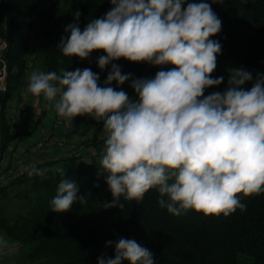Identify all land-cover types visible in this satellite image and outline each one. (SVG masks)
<instances>
[{"label":"trees","instance_id":"obj_1","mask_svg":"<svg viewBox=\"0 0 264 264\" xmlns=\"http://www.w3.org/2000/svg\"><path fill=\"white\" fill-rule=\"evenodd\" d=\"M0 35L1 141L36 50L43 85L77 70L79 127L90 114H127L114 100L145 83L180 94L165 123L146 117L145 147L130 133L100 146L98 128L0 189L31 181L26 211L0 212L22 264H264V0H0ZM84 91L88 111L76 99ZM200 121L208 134L188 137Z\"/></svg>","mask_w":264,"mask_h":264},{"label":"rangeland","instance_id":"obj_2","mask_svg":"<svg viewBox=\"0 0 264 264\" xmlns=\"http://www.w3.org/2000/svg\"><path fill=\"white\" fill-rule=\"evenodd\" d=\"M71 1V0H70ZM81 0H76L79 3ZM32 67L30 69V78L33 77V80L29 82L26 80L25 88H36L38 85L44 81V72H41L42 66V56L38 50L35 51L33 54ZM29 71V70H28ZM27 71V73H28ZM77 75V70H72L65 78H62L60 81H55L51 83L53 88L55 89L54 94L55 97L51 96L48 100V103H41L40 106L34 105L29 108V122L34 125L36 123V128L33 132V136H38L42 131L49 128L54 115H55V98L58 99L59 96L61 97H68L69 93L72 89L74 79ZM29 78V79H30ZM56 86V87H55ZM189 91L184 89L182 92ZM14 96V95H13ZM78 97L77 102L80 103L81 107L88 111V106L90 104L89 98L87 96V91H84L82 94L77 95ZM180 94L174 97H170L168 93L161 87L156 84L152 83H145L142 85L135 93L130 95L125 99H116L114 100V105L123 109L128 114H124L119 110H116L108 120L105 122L107 118L106 112H102L98 115L95 119L93 114L86 116L84 118L85 125L78 128L79 135L74 138V144L71 143L70 145H77L81 143L83 140L89 139L93 136L95 129L102 128L100 132L101 140L99 141L100 146H106L108 140L112 136L122 135L130 133L134 136L137 143L145 147V122L146 117L153 113L157 116L159 122L161 124L165 123V121L170 117L171 113L176 109L178 105V97ZM71 98V97H70ZM12 100L9 101L8 105L4 108V118L11 114L12 109L9 108V104H11ZM73 105L72 98L70 100V109ZM46 106L45 108V115L41 118V112L39 107ZM71 114V113H70ZM41 118V119H39ZM95 119V121H94ZM72 120V118H71ZM94 121V122H93ZM77 125V123H72L73 125ZM211 124L205 121L198 122L193 132L188 137H196L202 138L206 136L210 130ZM0 141H1V131H0ZM68 143V142H67ZM25 141H22L21 145H26ZM68 146V144L66 145ZM81 145H78V147ZM77 147V148H78ZM67 148V147H66ZM65 145L62 147L63 152H67L70 149H66ZM84 154L86 160L90 159L88 156L94 153L93 150L89 149L88 152L82 151L80 152ZM90 154V155H89ZM113 159H117L118 155L116 153H112L111 157ZM100 160V158H98ZM97 159V160H98ZM144 169L150 170H162L164 169L163 165H142L140 166ZM59 169L58 166L53 167ZM31 181L27 180L24 183H18L17 185L5 190L0 191V212L3 214L4 218L12 219L14 216L18 214H23L27 208V202L31 198L30 195L28 197H23L24 192L26 191L27 194L28 188L30 186ZM23 250H21L16 244L7 240L3 234L0 232V264H22L21 263V256Z\"/></svg>","mask_w":264,"mask_h":264},{"label":"built area","instance_id":"obj_3","mask_svg":"<svg viewBox=\"0 0 264 264\" xmlns=\"http://www.w3.org/2000/svg\"><path fill=\"white\" fill-rule=\"evenodd\" d=\"M7 51L8 42L3 35H0V93L6 91ZM33 60L32 57L28 61L27 71L31 69ZM46 91L44 85H41V89L24 86L10 99L12 102L9 108L12 112L7 119L4 118L8 125L9 138L0 142V189L10 186L34 169L68 155L67 152L62 151V147L65 145L66 148L71 129L69 96L55 98V115L49 128L42 131L32 142L21 145L24 136L30 134L27 123L31 100L37 99ZM52 96L55 97V94Z\"/></svg>","mask_w":264,"mask_h":264},{"label":"crops","instance_id":"obj_4","mask_svg":"<svg viewBox=\"0 0 264 264\" xmlns=\"http://www.w3.org/2000/svg\"><path fill=\"white\" fill-rule=\"evenodd\" d=\"M43 66V65H42ZM42 69V70H41ZM32 70V69H31ZM40 70H41V72H44L45 73V71H44V67H42L41 68V66H40ZM43 73V74H44ZM30 76V70L28 71V73H27V75H26V80H29V82H31L32 80H33V77H29ZM30 78V79H29ZM43 83H44V81H42L41 82V84L40 85H38L37 87H36V89H41V85H43ZM25 85H26V83H25ZM52 85V84H51ZM44 87L47 89V91H46V93H44V94H42L41 96H39L37 99H34V100H31V106L33 107L34 105H37V106H40L41 105V103H48V100H49V98L52 96V94H54V88H53V86H49L48 87V85H44ZM56 87V86H55ZM45 108H46V106L44 107V106H41V107H39V109H40V111H44L45 110ZM72 123H77L75 120H73V118H72V120H71V129H70V133H69V135H68V146H66L68 149H70L69 151H71L72 149H74L76 146L74 145H70L71 143H73L74 142V138H76V136L77 135H79V131H78V128H79V125L78 126H76L75 124L72 126ZM34 125H32V123L31 122H29L28 121V123H27V129H30V134H26L25 136H24V141L26 142V143H30V142H32L36 137H34L33 136V132H34V128L35 127H33ZM33 127V128H32ZM33 130V131H32ZM74 144V143H73ZM66 148V149H67ZM69 151H67V152H69Z\"/></svg>","mask_w":264,"mask_h":264},{"label":"water","instance_id":"obj_5","mask_svg":"<svg viewBox=\"0 0 264 264\" xmlns=\"http://www.w3.org/2000/svg\"><path fill=\"white\" fill-rule=\"evenodd\" d=\"M102 150V149H101Z\"/></svg>","mask_w":264,"mask_h":264}]
</instances>
